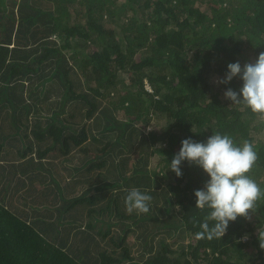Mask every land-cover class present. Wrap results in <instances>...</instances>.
<instances>
[{
  "label": "trees",
  "instance_id": "1",
  "mask_svg": "<svg viewBox=\"0 0 264 264\" xmlns=\"http://www.w3.org/2000/svg\"><path fill=\"white\" fill-rule=\"evenodd\" d=\"M261 52L264 0H0V264H264V196L198 238L208 177L167 169L219 131L253 143L264 190V116L216 83Z\"/></svg>",
  "mask_w": 264,
  "mask_h": 264
},
{
  "label": "clouds",
  "instance_id": "2",
  "mask_svg": "<svg viewBox=\"0 0 264 264\" xmlns=\"http://www.w3.org/2000/svg\"><path fill=\"white\" fill-rule=\"evenodd\" d=\"M242 84L239 90L226 87L224 97L233 105H242L251 113L264 116V52L259 53L254 62L241 65L230 62L216 83L229 85L234 78ZM257 159L253 143H240L233 137L212 132L204 141L191 137L181 140L179 150L168 161V168L177 177L182 175L181 165L187 162L202 169L208 179L203 187L194 190L195 208L204 213L198 224V238L220 239L230 222L238 217H248L257 200L264 196V190L248 174ZM153 197L138 187L129 189L124 197L128 212L147 213ZM259 244L264 249V232L258 233Z\"/></svg>",
  "mask_w": 264,
  "mask_h": 264
},
{
  "label": "rangeland",
  "instance_id": "3",
  "mask_svg": "<svg viewBox=\"0 0 264 264\" xmlns=\"http://www.w3.org/2000/svg\"><path fill=\"white\" fill-rule=\"evenodd\" d=\"M202 9H206V7H207V4L206 3H202ZM128 75L129 74H123L122 75V78L126 81V84H128V83H130L131 82V80L128 78ZM124 82V81H123ZM125 83V82H124ZM147 87L148 88H150V86L147 84ZM117 113L120 115V116H122L123 114H124V111L123 110H119V111H117ZM248 237H249V235L246 233L244 236H243V239L244 240H247L248 239ZM185 242H188V240H186Z\"/></svg>",
  "mask_w": 264,
  "mask_h": 264
}]
</instances>
